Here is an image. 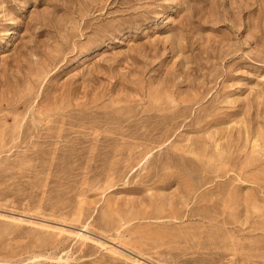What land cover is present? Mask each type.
<instances>
[{
  "label": "rangeland",
  "instance_id": "1",
  "mask_svg": "<svg viewBox=\"0 0 264 264\" xmlns=\"http://www.w3.org/2000/svg\"><path fill=\"white\" fill-rule=\"evenodd\" d=\"M0 264H264V0H0Z\"/></svg>",
  "mask_w": 264,
  "mask_h": 264
}]
</instances>
